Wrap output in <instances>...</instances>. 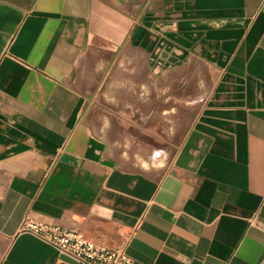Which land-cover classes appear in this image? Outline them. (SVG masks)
Masks as SVG:
<instances>
[{
  "label": "crops",
  "instance_id": "0c3cea01",
  "mask_svg": "<svg viewBox=\"0 0 264 264\" xmlns=\"http://www.w3.org/2000/svg\"><path fill=\"white\" fill-rule=\"evenodd\" d=\"M264 264V0H0V264Z\"/></svg>",
  "mask_w": 264,
  "mask_h": 264
},
{
  "label": "built area",
  "instance_id": "2783aa9c",
  "mask_svg": "<svg viewBox=\"0 0 264 264\" xmlns=\"http://www.w3.org/2000/svg\"><path fill=\"white\" fill-rule=\"evenodd\" d=\"M19 231L39 237L79 264H144L129 256L122 247L107 248L76 229L40 221L29 213L23 217Z\"/></svg>",
  "mask_w": 264,
  "mask_h": 264
}]
</instances>
